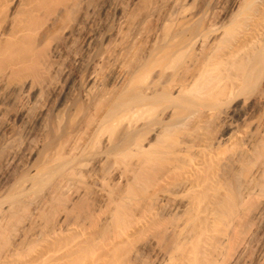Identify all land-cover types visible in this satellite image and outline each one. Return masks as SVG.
Returning a JSON list of instances; mask_svg holds the SVG:
<instances>
[{
    "label": "rangeland",
    "instance_id": "1",
    "mask_svg": "<svg viewBox=\"0 0 264 264\" xmlns=\"http://www.w3.org/2000/svg\"><path fill=\"white\" fill-rule=\"evenodd\" d=\"M263 37L264 0H0V264H264V57L236 69ZM135 74L189 97L134 117L144 150L106 152Z\"/></svg>",
    "mask_w": 264,
    "mask_h": 264
},
{
    "label": "bare ground",
    "instance_id": "2",
    "mask_svg": "<svg viewBox=\"0 0 264 264\" xmlns=\"http://www.w3.org/2000/svg\"><path fill=\"white\" fill-rule=\"evenodd\" d=\"M188 17L189 16H187L185 18L189 21ZM190 18H191V16H190ZM190 20L193 21L192 19H190ZM183 21L184 20H182V22ZM191 21H189V22H191ZM185 22H186V20H185ZM177 28L179 29V26ZM178 29H177V31H178ZM172 45L173 46H170V49L169 48L168 49L165 48L166 50L162 49L163 52L160 51L161 54L159 56H157V55L159 54L158 48H160V47H158L156 49L157 52L154 51L155 52L154 53L152 51V54H151L152 57L151 56L150 57H151V59L153 58L152 63L156 64V66H158V68H157L155 73L158 74L159 76H161L165 72L164 69H163V65L166 64L167 62H169V60L171 58H174L173 56L175 55V52H176L175 48L176 47H174L175 46L174 44H172ZM263 57H264V37L258 43L257 47L253 51L252 57H249L250 60L248 58V60H249V61L247 60L248 62L247 61H245V62L239 61L240 63L237 65V68L235 66V68L238 69V71L240 73V82L241 83H243V84H247L248 83L249 79L252 77V75L258 69V66H259L260 62L264 59ZM144 70L149 73L150 71H152L154 69H151L149 67H144ZM130 82H131V83H129V85L131 84L129 86L130 89H128L126 92H124L122 95H119V97H117L115 99L116 101L114 102L113 106L111 105V108L106 113H104L105 114L104 117L102 118L103 115L101 116L102 123L99 122V125H97L98 129H96V130H97L98 133H100V132H103L104 130L108 131L107 125H112L111 124L112 122H120V121L122 122V120H123V121H126V123H127L126 127H127L128 130L126 129L127 131L123 135L124 137H122L121 140H119V142L117 141L116 144L109 146L110 143L108 142V140L107 141L105 140L107 143H109V145L107 144L108 145L107 146L108 150H106V152L107 151L109 152V150L110 151L113 150V152L114 151H119V150H121V151L127 150L128 151V149H130L131 151L135 150L136 152L144 150V145L145 144L143 142L146 139V137H145L146 132L144 133V131H143L144 126L136 127V124L134 122V117L136 115H138V114H144V113H145L144 114V116H145L146 112H147V115L152 114V115H150L151 117H153V115L156 116V122L159 123L160 121H162L160 119V117L163 115V116H165V119H166V121H163V122L165 123V125H168V122H171L172 117L175 115L173 113V111H172L173 106L180 104L182 101H185L187 99L186 97H189L188 94H186L187 96L185 97L183 91H181L182 93H180V91L177 92L178 94H176L174 96V95L171 94L170 90L168 91L167 89H164L163 87H162L163 89H157L158 88L157 86L155 88V86L152 84V82L145 80L144 78H142V76L140 74H135L131 78ZM181 90H183V89H181ZM207 93H209V92H207ZM210 93H211V91H210ZM181 95H182V97H181ZM214 96L218 97V95H216V93L214 94ZM181 105H183V104H181ZM152 111H153V113H152ZM154 111H156V112H154ZM180 113H182V112L180 111ZM178 115H179V113H178ZM158 116H159V118H157ZM101 118H100V120H101ZM172 121H174V120L172 119ZM138 126H141V125H138ZM111 127H113V126H111ZM104 136L105 135H103L102 137H104ZM106 136H107V134H106ZM108 136L105 137L104 139H106V138L108 139ZM111 142H113V141H111ZM169 148H170V146H169ZM105 149H106V147H105ZM135 151H133V152H135ZM56 158L58 159L57 161H56ZM56 158H54L55 160L52 159L53 160L51 162L52 164L51 163L50 164L47 163V164L38 165L35 168L33 167V169L31 170V174H28V176H24L25 178L21 179V180H23V182H26V183L28 182V184L29 183L35 184L42 177L41 175H44V173L46 174V172H48V171L57 169V168L61 167L62 165H65V164H63L62 160H60V158H62V155H61V157L56 155ZM64 161H66V160H64ZM22 185H24V183ZM250 185H251V183H250ZM249 189H251V187ZM248 194H250V192ZM245 195H246V193H245ZM241 199L243 200V196H242V198H240L241 202L238 201V198L234 199L235 202H232L230 204V205H233V204L234 205L230 209L234 210L237 207L239 202L242 203L241 205L239 204V206H242L243 204L247 203L246 202L247 198L245 199V203H243L244 200L242 202ZM217 207H218V204H217ZM242 207H244V206H242ZM229 216H230V214H229ZM223 234L224 235H222V239H224L225 242L228 244L229 249L231 248L232 250L234 249V251H235V248L238 246L236 252L232 251L234 253V255L232 253V257H233L234 261L232 259H229L228 258L229 256L227 258L229 260L233 261V262H235L236 260L238 261V259L242 256L244 251L247 249V244H249L248 242H250L249 238L248 239H246V238L244 239V237L243 238L237 237V233L236 232L232 233L231 231H230V233L228 232L226 234L224 232ZM223 236H224V238H223ZM236 238H241L242 240L239 242L238 245L236 244L237 246H235V248H234V245H235L234 242L236 241L235 240ZM230 257H231V254H230Z\"/></svg>",
    "mask_w": 264,
    "mask_h": 264
}]
</instances>
